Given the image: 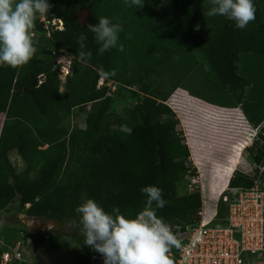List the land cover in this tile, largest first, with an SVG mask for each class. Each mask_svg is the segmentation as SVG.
<instances>
[{
    "label": "trees",
    "instance_id": "trees-1",
    "mask_svg": "<svg viewBox=\"0 0 264 264\" xmlns=\"http://www.w3.org/2000/svg\"><path fill=\"white\" fill-rule=\"evenodd\" d=\"M253 2L256 18L241 30L224 17H208L207 0H143L140 8L126 6L123 0H49L45 15L48 20L61 19L63 29L54 28L47 36L37 15L31 31L36 49L32 59L16 68L0 67V116L4 117L0 210L30 204L28 217L57 223L44 232H29L24 224L34 246L51 241L47 248L57 249L58 240L66 239L83 252L77 264H102L100 254L83 244L74 209L90 198L107 212L117 207L124 216L134 218L144 207L141 189L148 185L162 189L167 203L156 214L167 224L200 219L201 193H178L184 176L197 173L177 121L164 103L168 93L162 87L167 79L177 85L200 71L193 78L194 93L205 94L224 109L222 105L234 106L233 98L206 94L216 88L215 78L224 87L238 90L240 99L250 84L238 73L240 54L264 56V14L259 0ZM85 8L89 15L82 22L78 14ZM101 16L122 25L119 42L123 52L113 48L97 53L98 45L87 27ZM196 25L199 30H195ZM81 33L87 36L85 50L92 52L87 65L78 60L76 41ZM51 44L73 57L74 75L64 90L60 89L59 70L44 49ZM100 69L115 70L110 79L135 84L144 94L130 111L134 123L126 135L119 129L122 119L111 118L113 98L108 85L97 87ZM39 75L45 76L41 82ZM86 106L84 127L70 129L63 124L66 114H73L76 108L82 113ZM259 138L253 145L256 152L252 161L264 164V135L260 133ZM12 153L23 158L27 166L36 162L37 175L31 178L23 173L27 167L18 171L9 158ZM254 178L237 170L229 186L252 187ZM218 209L222 217L223 202Z\"/></svg>",
    "mask_w": 264,
    "mask_h": 264
},
{
    "label": "rangeland",
    "instance_id": "rangeland-1",
    "mask_svg": "<svg viewBox=\"0 0 264 264\" xmlns=\"http://www.w3.org/2000/svg\"><path fill=\"white\" fill-rule=\"evenodd\" d=\"M259 3L264 12V0H259ZM88 15L89 13H84L85 18ZM44 49L46 56L54 62L55 68L59 70V77L62 81L60 89L64 90L65 83L74 75L73 57L63 48L57 47L56 44L45 45ZM238 65V73L246 77L250 83L241 99L238 90H233L230 86L224 87L217 78L214 79V82H217L216 88L208 89V95L206 94L208 97L214 98L215 96L216 98V93L218 95L221 93L226 99L233 98L236 104L234 106L222 105L226 109L218 107V103L205 98V94L194 93L193 78L200 71H196L186 81L177 85L174 84V81L167 79L162 87V91L168 93L164 103L171 109V113L177 121V130L188 145L190 161L195 173L201 176L202 186L200 187L204 193V199L207 200L206 208L208 210L216 206V201L212 200V196L227 193L226 183L231 170L236 167L238 169L241 167L253 168L251 175L254 177L257 175L252 155L256 152L253 145L257 140H260L259 134L264 135V56L253 52H243L240 54ZM198 69L200 70V68ZM44 77L39 75V81H43ZM102 85H108L113 98L109 109L111 118L116 121L119 118L122 119L123 122L119 129L123 135H126L134 123L130 117V111L137 102L142 100L144 94L138 90V86L135 84L125 85L122 82L110 78L103 79L100 76L97 87ZM161 100L163 98H159V101ZM210 102L214 105H211ZM88 107L86 106L82 113H77L76 108L73 114H66L63 124L70 129L84 127ZM3 121L4 118H0V130ZM46 147L47 145L44 146V148ZM9 158L11 162L15 163L18 171H23L27 167L28 169L23 173L31 178L37 175L38 165L36 162H32V165L29 163L30 165L27 166L23 158H20L16 153L9 155ZM189 173L178 184L179 194L188 192ZM261 182L264 184V175L261 176ZM29 206L30 204H26L25 207L18 205L0 210V243H3L2 240H4L7 243L5 246L7 249L20 245L19 251L24 253L25 244L30 241V237L24 229L22 220L28 217L26 209ZM59 230L60 228L57 229V231ZM58 241V249L61 251L58 257L61 258L58 260L54 256L56 264H77V258L79 255H83V252L66 239ZM50 244H52L51 241L43 243L41 247L45 248ZM19 251L15 252L19 253ZM15 252H12V256L15 255ZM46 264L55 263L47 262Z\"/></svg>",
    "mask_w": 264,
    "mask_h": 264
},
{
    "label": "clouds",
    "instance_id": "clouds-1",
    "mask_svg": "<svg viewBox=\"0 0 264 264\" xmlns=\"http://www.w3.org/2000/svg\"><path fill=\"white\" fill-rule=\"evenodd\" d=\"M123 2L129 7L143 6V0ZM207 2L210 5L206 12L208 17H224L234 22L237 29L246 28L256 18L253 0ZM49 7V0H0V67L16 68L32 59L36 51L31 36L34 21L37 15L47 13ZM195 30H199V25ZM87 31L93 34L98 54L113 48L124 51L123 44L119 42V34L123 31L120 23L101 16L96 24L88 25ZM86 41L84 33L76 41L79 45L78 60L85 65L92 58V52L85 50ZM115 74V70L105 72L100 69L103 79ZM141 192L145 197L144 207L134 218L124 216L117 207L107 212L90 198L74 209L83 244L100 254L102 264H172L169 250L171 247L179 248L181 242L169 224L156 214L167 203L162 189L148 185Z\"/></svg>",
    "mask_w": 264,
    "mask_h": 264
},
{
    "label": "built area",
    "instance_id": "built-area-1",
    "mask_svg": "<svg viewBox=\"0 0 264 264\" xmlns=\"http://www.w3.org/2000/svg\"><path fill=\"white\" fill-rule=\"evenodd\" d=\"M40 21L44 23L47 36H50L52 29L64 27L61 19L48 20L45 14L40 15ZM254 165L257 172L254 185L230 187L229 181L237 170L250 176L254 170L235 166L227 179V193L211 197L216 201V206L211 210L206 208L207 200L200 187L201 176L194 174L189 177L188 190L201 193L203 208L199 213L200 219L193 223L169 224L181 242L179 248L171 247L169 250L172 264H264V184L261 182L264 164ZM219 202L225 206L222 217L218 215ZM14 256L19 258L21 255L15 252ZM11 260L10 252L1 257L2 264Z\"/></svg>",
    "mask_w": 264,
    "mask_h": 264
},
{
    "label": "crops",
    "instance_id": "crops-1",
    "mask_svg": "<svg viewBox=\"0 0 264 264\" xmlns=\"http://www.w3.org/2000/svg\"><path fill=\"white\" fill-rule=\"evenodd\" d=\"M261 9H262V7H261ZM262 11H263V9H262ZM263 14H264V12H263ZM31 34H32V32H31ZM0 118H4V117L0 116ZM24 220L25 219H23L22 221L24 222ZM0 230H1V228H0ZM2 241H3V243L2 242L0 243V256L6 252H10V254L12 255V252H15L17 250L19 251L20 245L17 247H11L10 249H7L5 247L7 245V243L4 240H2ZM42 248H44V247L34 246V243L30 239V241L25 244L24 253L19 251L21 256L19 258L12 256V260L10 262H8L7 264H46L47 262H52V263L56 264L54 256H56L58 258V260L61 258V257H58L59 252H61L58 248L57 249H48L47 247H45L44 249H42ZM0 264H2L1 263V257H0Z\"/></svg>",
    "mask_w": 264,
    "mask_h": 264
},
{
    "label": "water",
    "instance_id": "water-1",
    "mask_svg": "<svg viewBox=\"0 0 264 264\" xmlns=\"http://www.w3.org/2000/svg\"><path fill=\"white\" fill-rule=\"evenodd\" d=\"M84 13L88 14L89 9L85 8L79 12L78 19L82 22H84L86 19L84 16ZM24 224L26 225L27 231L29 232L33 230L44 232L46 230L52 229L57 223L54 221L45 222L44 220L40 218L25 217Z\"/></svg>",
    "mask_w": 264,
    "mask_h": 264
},
{
    "label": "bare ground",
    "instance_id": "bare-ground-1",
    "mask_svg": "<svg viewBox=\"0 0 264 264\" xmlns=\"http://www.w3.org/2000/svg\"><path fill=\"white\" fill-rule=\"evenodd\" d=\"M247 96H249V93H247ZM258 127V126H257Z\"/></svg>",
    "mask_w": 264,
    "mask_h": 264
}]
</instances>
